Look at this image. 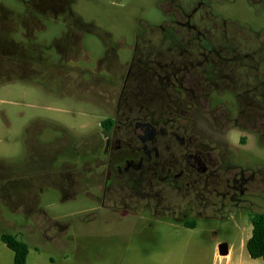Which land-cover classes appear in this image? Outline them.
Returning <instances> with one entry per match:
<instances>
[{
  "label": "rangeland",
  "instance_id": "374dc122",
  "mask_svg": "<svg viewBox=\"0 0 264 264\" xmlns=\"http://www.w3.org/2000/svg\"><path fill=\"white\" fill-rule=\"evenodd\" d=\"M26 1L0 0V4L23 14ZM158 3L73 0V13L95 30L77 31L84 52L75 59L62 52V40L56 50L52 47L69 20L61 15H37L39 26L32 34L35 43L52 48L46 57L55 71L19 59L27 49L22 29L11 38L21 42L16 45V57H10L12 46L7 45L10 55L0 49V137H5L0 140V235L10 233L27 243L25 264H112L115 251L132 253L133 264H264L246 251L252 229L246 211L223 212V219L187 220L195 225L193 229L179 224L173 228L167 218L156 219L147 212L129 215L119 225L116 221L105 225L106 213L97 201L102 185L97 175L104 159L100 121L104 110L113 109L108 110L110 90L117 85L110 82V75L123 74L119 67L129 60L136 30L162 20ZM214 11L239 23L261 22L246 0L214 6ZM104 43L120 45L118 65L97 66ZM15 67L21 68V78H15L20 80L5 83ZM90 75L101 82H80H88ZM93 89L96 96L90 94ZM194 119L200 135L229 144L233 165L259 171L256 198L249 208L252 213H264V144L253 135L240 144L236 130L220 134L198 113ZM222 243L228 245L227 256L218 255L217 246ZM0 264H13V253L1 241Z\"/></svg>",
  "mask_w": 264,
  "mask_h": 264
},
{
  "label": "flooded vegetation",
  "instance_id": "af4514ba",
  "mask_svg": "<svg viewBox=\"0 0 264 264\" xmlns=\"http://www.w3.org/2000/svg\"><path fill=\"white\" fill-rule=\"evenodd\" d=\"M37 1L24 2L23 14L0 4V48L12 46L16 55L21 42L12 35L39 26L29 19L24 27L22 18L29 14H74L73 0H47L39 7ZM235 2L159 0L162 20L136 30L129 60L119 67L123 74L110 75L117 84L110 90L108 110L113 109L104 110L100 121L104 159L97 201L105 210V225L144 212L181 224L223 219L224 213L236 211H246L249 218L256 214L249 206L256 198L259 171L233 165L229 144L200 135L194 119L198 113L220 134L236 130L240 144L252 135L264 144V0H246L258 24L214 11V6ZM77 31L95 30L69 20L59 38L66 57L84 52ZM104 44L97 66L118 65L120 45ZM19 69L10 80L20 77ZM80 82L98 84L101 79L90 75L88 82ZM90 94L96 96V89Z\"/></svg>",
  "mask_w": 264,
  "mask_h": 264
},
{
  "label": "trees",
  "instance_id": "16d2710c",
  "mask_svg": "<svg viewBox=\"0 0 264 264\" xmlns=\"http://www.w3.org/2000/svg\"><path fill=\"white\" fill-rule=\"evenodd\" d=\"M39 3L46 4L47 0H41L40 2L37 1L36 4L38 5V7L40 5ZM70 3H72V1H70ZM52 14L55 16L61 15L58 13H52ZM38 16L46 17V14H40ZM64 17H66V19H69L73 23L79 22V24L81 25L85 24L82 20H80L81 18H79L76 14L69 13V16H64ZM29 19L33 20V22L35 23V20H38V17L33 14L31 15L29 14L27 15V17H23L22 24L25 25L24 27H26V24L28 23ZM33 22H32V25H35L36 23L34 24ZM83 27L88 28V31L94 30L91 27H88L86 25H83ZM33 28L35 27L29 26L27 32L24 34V37L26 39L25 46H27V49L22 51L23 53L21 54L19 59L26 64H30V65L34 64L37 67L50 66V63L47 61L48 57H46V53L52 48L45 47L44 45L40 43H35V39L32 34ZM58 41L60 42L61 39L54 41L55 46H54V43H52L53 44L52 47L54 48V50H56L55 47L56 45H58ZM0 49L2 52H5L6 55H10L8 54V51L10 48L5 47V48H0ZM10 57L13 58V57H16V55L13 54V56L10 55ZM19 78H21V76ZM35 80L36 79H33V81L31 82L35 83ZM49 81L50 80H48V82ZM41 82L43 84L42 80ZM47 90H48V87H47ZM102 127L105 130L108 129L106 126V123H102ZM249 221L252 226V229H251V235L245 243L246 251L248 253V256L251 259H254V260L257 259V260L264 261V213H256V214L251 215L249 218ZM184 226L190 227V228L195 227V225L188 224L187 222L184 223ZM0 241L13 253V264H25L26 263V258L28 255L27 243L19 239L16 235H13L10 233L1 234Z\"/></svg>",
  "mask_w": 264,
  "mask_h": 264
},
{
  "label": "crops",
  "instance_id": "0c3cea01",
  "mask_svg": "<svg viewBox=\"0 0 264 264\" xmlns=\"http://www.w3.org/2000/svg\"><path fill=\"white\" fill-rule=\"evenodd\" d=\"M17 80H20V79H17ZM16 79H14V80H10V81H5V83H9V82H14V81H17ZM7 85V84H6ZM6 125V124H5ZM7 127V126H6ZM3 139H5V137H0V140L2 141ZM124 219V218H123ZM123 219H121L120 221H119V223L117 224V225H119V224H121L123 221ZM156 219H159V218H156ZM160 219H162V218H160ZM168 220H170L171 221V226L173 227V228H176V227H178V225L177 224H179V225H182V226H180V227H185L184 226V224H181L180 222H178V221H174V220H172V219H169V218H167ZM185 228H189V229H193V228H190V227H185ZM195 228V227H194ZM116 237V236H115ZM116 239V238H115ZM116 252V254H117V256H114V260H112L113 262H112V264H133V262H132V259H133V254L132 253H128V251H124L122 254H118V251H115ZM214 255H215V252H214ZM117 257L118 258H120V259H117Z\"/></svg>",
  "mask_w": 264,
  "mask_h": 264
},
{
  "label": "water",
  "instance_id": "95a60500",
  "mask_svg": "<svg viewBox=\"0 0 264 264\" xmlns=\"http://www.w3.org/2000/svg\"><path fill=\"white\" fill-rule=\"evenodd\" d=\"M217 252L219 256H227L229 254V248L226 243L219 244L217 246Z\"/></svg>",
  "mask_w": 264,
  "mask_h": 264
}]
</instances>
